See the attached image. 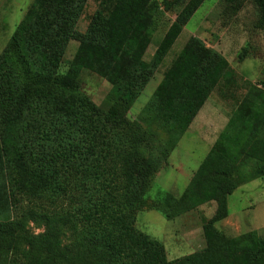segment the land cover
I'll return each instance as SVG.
<instances>
[{"label":"trees","instance_id":"1","mask_svg":"<svg viewBox=\"0 0 264 264\" xmlns=\"http://www.w3.org/2000/svg\"><path fill=\"white\" fill-rule=\"evenodd\" d=\"M88 1L34 0L0 54V176L11 171L18 192L56 205L0 219V264H264V235L233 237L217 227L238 186L264 177V78L238 103L183 193L161 191L149 203L161 159L165 167L230 65L190 37L131 120L134 102L205 0L166 1L164 9L154 0H101L81 33ZM253 1L264 33V0ZM178 6L146 61L156 20ZM71 40L79 44L60 73ZM83 71L111 85L106 107L80 90ZM158 133L161 158L145 149ZM3 192L0 185V199ZM212 201L205 247L181 258L170 261L161 242L135 228L146 207L173 220ZM30 222L43 232L33 234Z\"/></svg>","mask_w":264,"mask_h":264},{"label":"rangeland","instance_id":"2","mask_svg":"<svg viewBox=\"0 0 264 264\" xmlns=\"http://www.w3.org/2000/svg\"><path fill=\"white\" fill-rule=\"evenodd\" d=\"M100 1L87 2L77 24L79 32L86 31ZM154 1L160 9H164V3L172 0ZM33 2L34 0H0V54ZM181 8V6L175 7L172 12H165L164 16L156 20L151 42L144 55L146 61L151 59ZM193 36L203 40L207 48L216 50L227 59L230 65L229 78L217 85L206 101L205 108L193 122V127L197 126V129L202 128L207 122L210 126L207 134L205 129L194 131L189 128L170 154L166 168L164 167L166 159H161L159 168L163 169L149 189V203H152L161 191L169 192L174 196L183 193L208 154L211 148L210 142L215 139L220 127L233 114L238 103L248 96L250 87L258 85L264 78V33L254 1L205 0L190 18L181 35L134 102L128 114L131 120L140 119L142 108L151 99L164 72ZM78 44L77 40L69 42L59 68L60 73L67 70ZM79 88L96 105L106 107V97L111 85L104 78L83 71L79 78ZM143 127L146 128V125L143 124ZM164 141L165 137L161 133H158L156 139H150L145 144L147 154L161 158L160 145ZM2 173L4 175L0 176V185L4 192L0 199L2 203L0 219L19 217L29 208L52 210L56 206L44 200H33L22 195L13 185V173L11 171ZM216 207V202L212 201L173 220H168L162 213L146 207L136 212L135 228L161 242L165 247L167 258L170 261L175 260L205 247L202 225L206 219H210L215 214ZM217 227L224 234L233 237L249 231H257L260 235H264V177L248 180L238 186L228 198L227 217L217 222ZM29 230L36 235L42 233L44 228L30 222ZM63 241L67 242V239L63 238Z\"/></svg>","mask_w":264,"mask_h":264},{"label":"crops","instance_id":"3","mask_svg":"<svg viewBox=\"0 0 264 264\" xmlns=\"http://www.w3.org/2000/svg\"><path fill=\"white\" fill-rule=\"evenodd\" d=\"M205 104H206V102H205ZM205 104H204V105H205ZM205 106H206V105H205ZM205 106L202 107V109L200 110V112L203 111V109L205 108ZM200 112H199V113H200ZM199 113H198V115H199ZM198 115H197V116H198ZM197 116H196V118H197ZM196 118L194 119L193 122H195ZM193 122H192V124L190 125L189 128H191V129L194 130V131H198V130H201V129H205V133L207 134V129L210 128V126H208V123H207V122H206V123L202 126V128H200V129H197V128H196L197 126L193 127ZM227 122H228V119L224 122V125H223L222 127H220V130L218 131L217 136H215V139H213L212 142H210L211 147L213 146V144H214V142L216 141V139H217L218 135L220 134V132H221V131L224 129V127L226 126ZM207 143H209V142L207 141ZM210 149H211V148H210ZM166 166H167V165H166ZM166 166H165V168H166ZM158 174H159V173H158ZM157 176H159V175H157ZM156 178H157V177H156Z\"/></svg>","mask_w":264,"mask_h":264}]
</instances>
